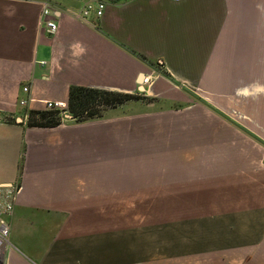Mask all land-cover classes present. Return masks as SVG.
Listing matches in <instances>:
<instances>
[{"label": "crops", "instance_id": "1", "mask_svg": "<svg viewBox=\"0 0 264 264\" xmlns=\"http://www.w3.org/2000/svg\"><path fill=\"white\" fill-rule=\"evenodd\" d=\"M72 87L140 99L23 124ZM0 114V264H264V0H0Z\"/></svg>", "mask_w": 264, "mask_h": 264}, {"label": "trees", "instance_id": "2", "mask_svg": "<svg viewBox=\"0 0 264 264\" xmlns=\"http://www.w3.org/2000/svg\"><path fill=\"white\" fill-rule=\"evenodd\" d=\"M139 99L138 94L72 87L65 111H30L24 116L23 124L26 127H55L61 124L66 115L75 122H82L99 118L101 112L106 109H114L126 102ZM0 121L10 124L15 118L12 115L0 114Z\"/></svg>", "mask_w": 264, "mask_h": 264}, {"label": "built area", "instance_id": "3", "mask_svg": "<svg viewBox=\"0 0 264 264\" xmlns=\"http://www.w3.org/2000/svg\"><path fill=\"white\" fill-rule=\"evenodd\" d=\"M173 1L177 2L179 0ZM103 10V2L86 4L83 9L78 12L77 17L85 20L90 13H94L96 17H100ZM41 15L44 17V20L41 21V25L49 36H54L57 31V23L55 18L52 17V9L48 4L43 5ZM22 90L27 91V88L23 87ZM45 107L47 110L53 111L63 112L66 110V106L60 102H45ZM17 187V184L0 185V249L7 244L9 234L8 218L13 212L14 196Z\"/></svg>", "mask_w": 264, "mask_h": 264}, {"label": "rangeland", "instance_id": "4", "mask_svg": "<svg viewBox=\"0 0 264 264\" xmlns=\"http://www.w3.org/2000/svg\"><path fill=\"white\" fill-rule=\"evenodd\" d=\"M130 202L132 201V200H129ZM164 233H166V232H161V234H164ZM146 234H149V235H151L152 234V232H148V233H146ZM153 234H154V236H155V232H153ZM150 237V236H149Z\"/></svg>", "mask_w": 264, "mask_h": 264}]
</instances>
